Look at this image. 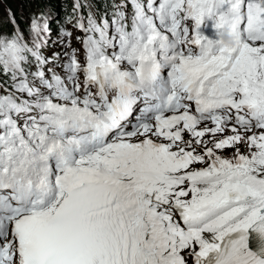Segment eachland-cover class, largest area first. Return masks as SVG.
I'll list each match as a JSON object with an SVG mask.
<instances>
[{"label":"snow or ice","instance_id":"snow-or-ice-1","mask_svg":"<svg viewBox=\"0 0 264 264\" xmlns=\"http://www.w3.org/2000/svg\"><path fill=\"white\" fill-rule=\"evenodd\" d=\"M105 4L7 10L0 264H264V0Z\"/></svg>","mask_w":264,"mask_h":264},{"label":"trees","instance_id":"trees-1","mask_svg":"<svg viewBox=\"0 0 264 264\" xmlns=\"http://www.w3.org/2000/svg\"><path fill=\"white\" fill-rule=\"evenodd\" d=\"M81 2L92 6L98 12L104 11L106 7L105 0H81ZM8 9L15 13L17 22L25 30L33 14L47 15L51 33H54V31L59 32V29L68 23L66 18L73 15V0H0V31L2 32L12 31L13 26L8 22ZM85 9L88 7L83 8Z\"/></svg>","mask_w":264,"mask_h":264},{"label":"clouds","instance_id":"clouds-1","mask_svg":"<svg viewBox=\"0 0 264 264\" xmlns=\"http://www.w3.org/2000/svg\"><path fill=\"white\" fill-rule=\"evenodd\" d=\"M217 38L223 42L225 46L235 47L239 42L238 34L235 33L230 24L224 23L217 31Z\"/></svg>","mask_w":264,"mask_h":264},{"label":"rangeland","instance_id":"rangeland-1","mask_svg":"<svg viewBox=\"0 0 264 264\" xmlns=\"http://www.w3.org/2000/svg\"><path fill=\"white\" fill-rule=\"evenodd\" d=\"M47 16V15H46ZM48 17V16H47ZM212 21L209 23V26L211 27L212 29V37H214V32H215V29L212 27ZM227 154V153H226Z\"/></svg>","mask_w":264,"mask_h":264}]
</instances>
